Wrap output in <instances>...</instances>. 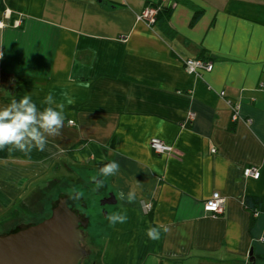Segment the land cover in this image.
<instances>
[{"label": "crops", "instance_id": "crops-1", "mask_svg": "<svg viewBox=\"0 0 264 264\" xmlns=\"http://www.w3.org/2000/svg\"><path fill=\"white\" fill-rule=\"evenodd\" d=\"M155 4L166 21L138 19ZM0 52V112L27 96L38 121L63 117L58 135L32 125L42 151L27 136L0 150V223L46 174L82 173L127 217L102 264H264V0H0Z\"/></svg>", "mask_w": 264, "mask_h": 264}, {"label": "water", "instance_id": "water-1", "mask_svg": "<svg viewBox=\"0 0 264 264\" xmlns=\"http://www.w3.org/2000/svg\"><path fill=\"white\" fill-rule=\"evenodd\" d=\"M114 203L112 196L101 205ZM88 224L59 196L50 216L38 224L0 235V264H77L86 255L79 226Z\"/></svg>", "mask_w": 264, "mask_h": 264}, {"label": "rangeland", "instance_id": "rangeland-1", "mask_svg": "<svg viewBox=\"0 0 264 264\" xmlns=\"http://www.w3.org/2000/svg\"><path fill=\"white\" fill-rule=\"evenodd\" d=\"M62 176L64 177L61 178ZM45 178L48 179L36 183L34 190L21 202V207L18 206L17 210L19 214L9 215L10 219H7L5 224L0 223V235L10 233L11 230H15L17 227H25L29 224L42 222L50 216L51 209L55 206L59 196L74 195L69 197V202L78 205L77 202L80 199L83 206H81L82 208L80 207L79 212L85 216L89 223L87 228L88 233L94 235L95 241L100 246L99 254L96 252V257H98L99 263H101L103 255L102 245L109 234V228L111 226L107 217L112 215L113 212L110 205H100L101 201L106 198V194L103 190H99L96 184L88 186L92 180L86 174L79 173L75 177L74 175L65 174L62 171H54V173L50 172L46 174L40 180ZM49 181V187H47L48 184L46 185L45 183ZM107 193L109 194V192ZM77 194H79V199L72 201L71 199L75 198ZM107 214L108 216L106 217ZM80 227H78L79 230L83 232V228L80 229ZM80 246H82V241H80Z\"/></svg>", "mask_w": 264, "mask_h": 264}, {"label": "clouds", "instance_id": "clouds-1", "mask_svg": "<svg viewBox=\"0 0 264 264\" xmlns=\"http://www.w3.org/2000/svg\"><path fill=\"white\" fill-rule=\"evenodd\" d=\"M2 58L3 53L0 52V59ZM46 99L50 100L51 95ZM72 102L73 101L69 100L70 104ZM62 107L61 105V108ZM37 123H39L40 127L44 130L58 135L56 130L62 126L63 117L51 109H46L38 121L36 118L35 106L29 103V97L25 96L21 100L19 106L13 102L10 109L0 112V150H2L6 144H15L22 149L23 145L20 142L27 136L32 141H35L38 150L42 151L45 141L41 133L37 131L35 127H32V125ZM118 170L119 165L115 162H110L101 169L105 176L114 175ZM122 196L123 193L121 192L120 197L122 198ZM74 199H79V195L77 194ZM134 199L135 197L130 196L128 202H132ZM107 219L111 224L115 225L117 222H126L127 217L126 215L112 214L108 216ZM147 236L152 240L159 238V234L155 229L149 230Z\"/></svg>", "mask_w": 264, "mask_h": 264}, {"label": "built area", "instance_id": "built-area-1", "mask_svg": "<svg viewBox=\"0 0 264 264\" xmlns=\"http://www.w3.org/2000/svg\"><path fill=\"white\" fill-rule=\"evenodd\" d=\"M156 13H157L156 8L148 7V8L143 10V12L140 14L138 19L146 21L148 23H153ZM184 65L188 71H193V70L211 71V69H212L211 64L206 63L202 60H197V61L186 60L184 62ZM237 117H238V114H237L236 107H233L232 121L235 122L237 120ZM69 124H72V122H70ZM149 146H150V149L157 154L172 153L171 147L163 144L158 139H152L150 141ZM243 175L246 178H251L253 180H257L259 178L260 174L255 168L248 167V168H245L243 170ZM223 202H224L223 198L218 193H214L211 196V198L204 204V211L206 213H210L212 215H217V214L221 213V211H222ZM145 209H146V212H150L151 206L148 205V206H146Z\"/></svg>", "mask_w": 264, "mask_h": 264}, {"label": "flooded vegetation", "instance_id": "flooded-vegetation-1", "mask_svg": "<svg viewBox=\"0 0 264 264\" xmlns=\"http://www.w3.org/2000/svg\"><path fill=\"white\" fill-rule=\"evenodd\" d=\"M73 196V195H72ZM66 200H67V205L69 206V208H71V210L75 211L77 214L80 215V218L83 220L85 218V216L81 215L79 212V209L81 206H83L79 201L77 202L78 205L76 204H71L69 202V198L66 196ZM72 201H75L74 198L71 199ZM78 200V199H76ZM79 207V208H78ZM82 208V207H81ZM89 224V223H88ZM88 224H86L85 227H80V229L83 230V238H82V248L86 251V255H84L81 259H79L77 264H98L99 263V259L98 257H96V252H99V244L97 243V241H95V237L92 234H89L87 231L88 228ZM92 249V250H91ZM94 250V251H93ZM99 254V253H98ZM101 254V253H100ZM99 264H102L99 263Z\"/></svg>", "mask_w": 264, "mask_h": 264}, {"label": "trees", "instance_id": "trees-1", "mask_svg": "<svg viewBox=\"0 0 264 264\" xmlns=\"http://www.w3.org/2000/svg\"><path fill=\"white\" fill-rule=\"evenodd\" d=\"M152 7L156 8L157 9V13L154 17V21L152 24H155L157 23L158 21H161V20H167L166 18H168V16L171 14L172 12V9H166V8H162L159 4H155V5H152ZM199 18V13L196 12L193 17H192V21L190 22V25H193L197 19ZM192 61H197V60H192ZM255 202V199L253 198H246L245 200V203L247 205H249L250 203H254ZM17 230V229H16ZM15 230H11V232H13Z\"/></svg>", "mask_w": 264, "mask_h": 264}]
</instances>
